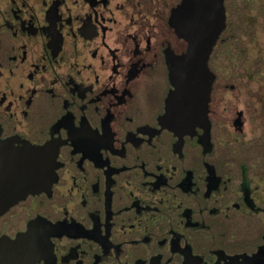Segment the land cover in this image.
Returning <instances> with one entry per match:
<instances>
[{"label":"flooded vegetation","instance_id":"flooded-vegetation-1","mask_svg":"<svg viewBox=\"0 0 264 264\" xmlns=\"http://www.w3.org/2000/svg\"><path fill=\"white\" fill-rule=\"evenodd\" d=\"M181 2L0 0V264H264V0L206 117L170 76Z\"/></svg>","mask_w":264,"mask_h":264},{"label":"water","instance_id":"water-1","mask_svg":"<svg viewBox=\"0 0 264 264\" xmlns=\"http://www.w3.org/2000/svg\"><path fill=\"white\" fill-rule=\"evenodd\" d=\"M173 15L179 36L188 43L184 53L168 62L174 94L187 93L189 109L206 117L214 80L208 59L226 26L224 0H182Z\"/></svg>","mask_w":264,"mask_h":264},{"label":"rangeland","instance_id":"rangeland-1","mask_svg":"<svg viewBox=\"0 0 264 264\" xmlns=\"http://www.w3.org/2000/svg\"><path fill=\"white\" fill-rule=\"evenodd\" d=\"M225 7H226V13H227V33L225 34L227 36L233 35L235 33L236 25L239 24L240 17L242 16V10L239 8L240 7V2L239 0H225ZM260 35V31H259ZM246 41V40H245ZM260 41L264 44V33L262 37H260ZM246 48L249 50V53L251 54L254 50L253 44L248 43L246 44ZM215 52L219 54H226V55H231L235 53V41L230 40L226 42L225 46H217L215 49ZM252 55H255L253 52ZM255 58V57H253ZM258 63V58L254 59ZM228 64L227 60L225 61V65ZM249 64V63H248ZM235 66H232V69H235ZM248 68H250V65H248ZM228 85H231L232 82L228 81ZM235 84V82L233 83Z\"/></svg>","mask_w":264,"mask_h":264}]
</instances>
